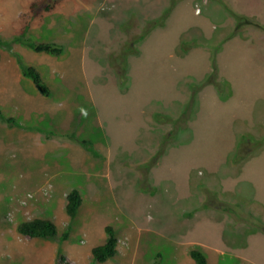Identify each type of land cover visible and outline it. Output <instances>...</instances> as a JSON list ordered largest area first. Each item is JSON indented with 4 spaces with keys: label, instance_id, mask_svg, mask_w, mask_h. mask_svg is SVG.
Returning a JSON list of instances; mask_svg holds the SVG:
<instances>
[{
    "label": "rangeland",
    "instance_id": "1",
    "mask_svg": "<svg viewBox=\"0 0 264 264\" xmlns=\"http://www.w3.org/2000/svg\"><path fill=\"white\" fill-rule=\"evenodd\" d=\"M174 1L165 25L128 58L123 85L111 57ZM235 17L249 22L239 27ZM23 41L64 47L34 60L59 108L31 127L4 122V114L19 117L21 99L0 67V89L13 98L0 106V126L40 139L32 157L20 153L28 143L0 142V264H62V256L97 264L92 249L107 226L119 245L104 264H153L158 255L162 264H195V247L221 248L216 264H264V146L249 145L234 163L243 139L264 140V0H0V48L32 52ZM26 57L17 56L23 73ZM215 61L222 93L205 84ZM194 85L201 89L187 128L146 169ZM73 189L83 204L71 219ZM36 218L53 220L57 237L19 234Z\"/></svg>",
    "mask_w": 264,
    "mask_h": 264
},
{
    "label": "trees",
    "instance_id": "2",
    "mask_svg": "<svg viewBox=\"0 0 264 264\" xmlns=\"http://www.w3.org/2000/svg\"><path fill=\"white\" fill-rule=\"evenodd\" d=\"M36 4L32 5V10H35ZM175 7V1L172 5L166 10V12L158 19L152 20L147 23V25L143 28V31L139 35H135L129 39L121 51L111 57L110 65L115 69L117 76L120 82L125 85L128 82L127 71H128V58L133 55L138 54V47L137 45L143 41L146 37H148L152 31H154L158 27H163L171 14L172 10ZM237 20L238 26H242L245 23L247 24L249 21L245 20L243 17H235ZM245 21V23H244ZM29 48H31L36 53H46L52 56H61L64 53V47L55 43H33L30 41H23ZM24 74L29 77L38 90L41 92L42 95L46 97H50V91L48 87L44 84L41 74L38 72L37 69L33 67H24ZM206 85H213L215 86L219 92H223L224 87L223 84L219 80V70L218 64L214 63L213 71L210 76L206 80ZM200 87L194 85L192 87V95L189 103L186 105V108L180 118L177 120H171L173 124V129L171 132L165 137L162 142V146L160 147L158 153L153 157L151 162L144 167L148 170L153 167L158 160L165 154L166 152V145L170 143V141L176 140L178 136L179 130L182 128H187L188 122L191 119L192 113L194 112V108L197 106V95L200 92ZM1 115V113H0ZM4 122L11 126H15L17 123L12 118H6L2 116ZM168 121L170 119H167ZM75 138V137H74ZM71 138L74 142L81 144L89 149L92 152V148L89 147V143L86 141H80L78 139ZM252 146L254 150L264 146V140H256V139H243L241 142L239 151L234 158V163L236 165L241 164L247 158V151L245 148L248 146ZM147 183L145 182L141 189L143 191H147ZM67 203H66V214L71 219L76 218L80 208L83 204V197L81 192L78 189H73L67 195ZM214 204V203H212ZM209 203L208 206H212ZM224 204L219 202L215 208L221 209L223 208ZM18 232L24 237H28L31 239H51L55 238L58 235V227L56 223L51 219H42L36 218L30 221H26L21 223L18 226ZM106 232V240L103 244L98 245L92 249V256L93 259L97 264H104L107 263L109 260L115 258L118 254V245L119 240L117 238L115 229L112 226H107L105 228ZM190 256L193 259L195 264H209L208 258L206 254L202 251L201 248L195 247L190 251ZM62 264H71L67 257L62 256L60 259ZM153 264H162V256L158 255L155 262Z\"/></svg>",
    "mask_w": 264,
    "mask_h": 264
},
{
    "label": "crops",
    "instance_id": "3",
    "mask_svg": "<svg viewBox=\"0 0 264 264\" xmlns=\"http://www.w3.org/2000/svg\"><path fill=\"white\" fill-rule=\"evenodd\" d=\"M25 55H27L26 61L29 62V67H33L38 70V67H36L37 65L34 63V60L39 58V56L41 55L46 56L47 54L36 53L34 51L31 52V50L22 48L21 45H17L16 47H13L9 50L0 48V67L1 69H5V72H8L15 79L16 82L15 84L17 86L16 95H19V98L21 99V102L19 104L16 103V105L19 106L18 107L20 114L19 117L8 114H4V115L6 117L13 118L17 121L18 120L21 121L27 127H31L34 119L38 117V115H47L48 117L53 119L56 116L55 112H57L55 107L57 108L59 107L58 104L55 105V103L52 102L49 98L42 95L41 92L36 87V85L34 84V82L22 72L21 59L18 60L17 56L20 57L23 56L24 58ZM51 67H53L52 62H51ZM0 72L2 71L0 70ZM38 72L40 73L39 70ZM9 99H13L10 96L9 90L5 89L4 92L2 89H0V106L6 108L8 103L11 102ZM0 111L2 112L3 109L0 108ZM16 139H18L20 142L29 144V150L26 151L25 148L23 150V148L21 147L20 153H22L24 157H32V155L37 150V146L35 143L40 140L39 137H37V134H34L32 132H26L23 130L16 131L13 129L11 131L9 127L3 124L0 126V142L1 141L7 143L12 142L13 144L14 143L13 141H15ZM30 143L31 145L35 144V146L32 147ZM204 252L208 258L209 264H216V260L218 259V256L221 257L224 251L220 248V249H215V251L213 252L206 250H204ZM242 264H252V263H242Z\"/></svg>",
    "mask_w": 264,
    "mask_h": 264
}]
</instances>
